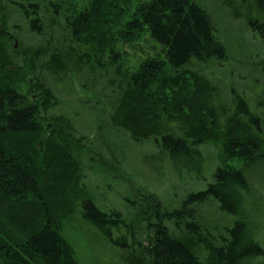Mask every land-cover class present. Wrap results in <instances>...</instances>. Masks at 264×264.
Instances as JSON below:
<instances>
[{
  "label": "trees",
  "instance_id": "obj_1",
  "mask_svg": "<svg viewBox=\"0 0 264 264\" xmlns=\"http://www.w3.org/2000/svg\"><path fill=\"white\" fill-rule=\"evenodd\" d=\"M122 1L93 0L78 14L67 0H0V264H79L64 236L79 211L119 264H255L264 250L253 241L241 207L255 183L258 192L264 190V88L252 75L264 73V60L238 83L251 93L232 87L225 96L193 67L194 61H226L235 72L244 65L232 60L239 50L230 51L222 40L216 12L211 15L202 0H149L123 24ZM214 2L226 19L246 25L264 42V0ZM14 18L24 21L26 32L12 25ZM140 33L161 48L162 59L145 51ZM133 56L142 63L128 76L123 59ZM188 76L196 79L195 93ZM75 84L91 98L82 100ZM158 85L173 96L164 90L156 99ZM64 89L79 102L70 115L53 114L61 106L56 93ZM256 89L262 94L255 101ZM84 117L92 120L88 135L77 129ZM104 131L152 145L160 163L167 160L197 178L206 165L203 149L212 146L219 168L205 190L170 207L123 177L115 165L121 148L108 143ZM87 164L124 181L127 213L96 206L84 184ZM213 203L221 222L209 215Z\"/></svg>",
  "mask_w": 264,
  "mask_h": 264
},
{
  "label": "rangeland",
  "instance_id": "obj_2",
  "mask_svg": "<svg viewBox=\"0 0 264 264\" xmlns=\"http://www.w3.org/2000/svg\"><path fill=\"white\" fill-rule=\"evenodd\" d=\"M147 2H149V0H123L119 4L120 11L118 12L120 17H122L123 24L131 19L132 15L139 6ZM67 3V6H70V8L73 9L72 11L79 14L90 9L93 0H67ZM200 4L204 8L208 6L207 10L209 13H211V15L216 12L213 20L222 40L228 44L230 51L233 50L234 47L239 50V56H232V60H239L241 62L243 61L242 64L244 65L235 68V72L230 69L231 65H233V62L231 64H227L226 61H217V63L211 61L208 64H200L194 61L193 67L197 69V73H202L205 75V77L211 79L215 85H220V91L225 92V96L227 93H230L232 87H234V89L239 94H243L244 91L251 93L247 85L238 83L240 80L244 81L247 79L249 73L254 71L253 67L263 63V40L256 33L250 32L249 29L247 30L246 25L243 26L241 22L226 19L224 12L220 7L214 8L216 4L214 0H202V3ZM17 19L18 18H14L12 25H19L22 29H24V32H26L27 28L23 23L24 21L22 22ZM120 31L121 30L118 28L114 32L119 33ZM137 37L138 42L144 46L146 52H148L150 55H154L155 53L156 56L161 58L160 55L162 54L161 48L159 46L154 45L151 40H147L142 33L138 34ZM231 39L232 42L229 43ZM25 41L26 44L32 46V44L28 42L29 38L27 34L25 36ZM234 54L235 53L231 52V55ZM123 61L124 70L128 76L136 73L142 63L141 58L137 56L125 57ZM228 71L232 72L231 78L228 76ZM258 73L260 72L253 73V78L257 80L258 88H264V73ZM23 79H25L26 84L33 81V77L26 74L25 72ZM167 79L170 80L171 78ZM186 81L189 82L188 84L190 86V91L195 93L198 90L196 79L188 76ZM206 81H208V79H206ZM168 83L170 84V82ZM232 84L235 85L232 86ZM162 87L164 88L163 90ZM158 88L154 91V93H152L155 95L156 99L157 97H160L162 93L161 91L164 90L168 95L173 96L169 94L170 90H168L169 88H166V85H158ZM75 92L80 93L79 95L82 100H88L91 98L89 93L86 94L83 90H81V88L79 89L78 84H75ZM253 93L255 95H252L251 99L255 100L258 94H262V89H256ZM56 94L61 100V106L58 110H55L53 114L63 113L65 115H70V107L74 105V103H78L80 98L77 99L75 95H69L65 89L64 91L59 90ZM34 99L35 98L32 100ZM76 112L77 111H74V113ZM78 113H82V111L80 110L79 112L78 110ZM79 121L81 122L78 123V131H80L82 135L90 134L93 129V125L90 122L92 120H90V118L84 117ZM112 135L113 132L111 133V131H104L102 137L106 139L108 143L110 140L114 143H117V145L121 148L120 156L119 158L116 157L115 165L119 164L121 166V173H123V177L137 183L136 188L139 187L142 192L145 191L155 194L162 200V202L170 204V207H172L173 203L181 202L182 199L184 200V198L192 192L205 190L208 185L213 183L212 175L215 172V169L219 168V161L217 159L219 157V152L214 149L215 147L212 146H206L207 148L204 147L203 149L204 152L202 153L206 155V161L204 163L206 165H203L201 170L202 177L197 178L189 174L187 175V173L184 172L183 174L182 172H178L167 160L160 163L157 157H153L154 154L157 153V150L152 145H137L133 142L131 143L128 139H126L127 136H125V134H122L123 136L120 137H113ZM90 155L92 156L91 153ZM104 156L110 163L113 161L108 151H106V155ZM152 160H155L156 163L153 164ZM233 167L239 168L238 165H233ZM257 167H259V170H261V166ZM109 168H111V166H109ZM115 172H117V170H115ZM255 172L258 173V170L255 169ZM121 173H118L117 175L120 176ZM118 178L119 179L116 180L110 179L101 171H98L97 168L88 164L86 165L84 169V184L89 189L90 196L95 198V204L101 211L109 213L111 210H116L123 214L127 213L129 205L126 199L129 197V190L124 187V181H122L120 177ZM257 180L258 179L254 181L257 182ZM257 184H254V191L250 190L251 198H247L246 203L243 204L244 207H241V211L243 212L244 216H249L247 223L249 224V231L253 241L256 245L260 246L264 250V190L262 189L261 192H258L260 189H257ZM216 208L217 205L213 203V205L209 208V215L213 213L217 221L220 220L221 222V217ZM80 210H82V208ZM80 212L81 211H79V214H77L79 217H75L74 223L72 225L66 226L64 231L65 238L74 246L76 250L79 264H119L118 257H116L117 253H115L109 245L102 242L101 238L92 228L86 226L85 223H83ZM208 212H206V215L210 218ZM233 219V222L237 220L236 217ZM103 252H105L104 254H106V258H104V254H102ZM260 263L264 264V256L262 259L258 260V262H255V264Z\"/></svg>",
  "mask_w": 264,
  "mask_h": 264
},
{
  "label": "water",
  "instance_id": "obj_3",
  "mask_svg": "<svg viewBox=\"0 0 264 264\" xmlns=\"http://www.w3.org/2000/svg\"><path fill=\"white\" fill-rule=\"evenodd\" d=\"M16 47H17V44H16Z\"/></svg>",
  "mask_w": 264,
  "mask_h": 264
}]
</instances>
